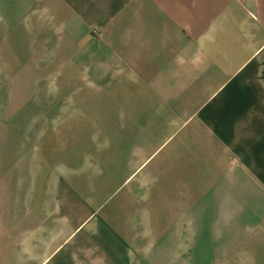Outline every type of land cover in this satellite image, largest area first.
<instances>
[{
    "label": "crops",
    "instance_id": "obj_1",
    "mask_svg": "<svg viewBox=\"0 0 264 264\" xmlns=\"http://www.w3.org/2000/svg\"><path fill=\"white\" fill-rule=\"evenodd\" d=\"M0 264H264V0H0Z\"/></svg>",
    "mask_w": 264,
    "mask_h": 264
},
{
    "label": "rangeland",
    "instance_id": "obj_2",
    "mask_svg": "<svg viewBox=\"0 0 264 264\" xmlns=\"http://www.w3.org/2000/svg\"><path fill=\"white\" fill-rule=\"evenodd\" d=\"M98 35H99V37H101V35L99 34V32H98ZM56 98L57 96L55 95V96H52L51 97V99L52 98ZM15 98H16V94H15V96H14V102H16L15 101ZM46 98H47V96H46ZM35 99V98H34ZM35 100H37V99H35ZM18 103H21V102H19V101H17ZM16 102V103H17ZM105 207V206H104ZM129 225H131V229L133 230V231H135L136 233H139V231L141 230V226H140V224H138V223H133V224H129ZM145 226H146V230L148 231L149 230V228L151 227L152 228V225L153 224H144ZM138 242H139V239L137 238L136 240H135V245H137L138 244Z\"/></svg>",
    "mask_w": 264,
    "mask_h": 264
}]
</instances>
